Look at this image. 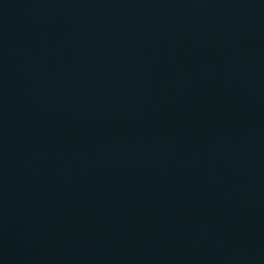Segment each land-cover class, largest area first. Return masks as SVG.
<instances>
[{
    "label": "water",
    "instance_id": "1",
    "mask_svg": "<svg viewBox=\"0 0 264 264\" xmlns=\"http://www.w3.org/2000/svg\"><path fill=\"white\" fill-rule=\"evenodd\" d=\"M0 264H264V0H0Z\"/></svg>",
    "mask_w": 264,
    "mask_h": 264
}]
</instances>
